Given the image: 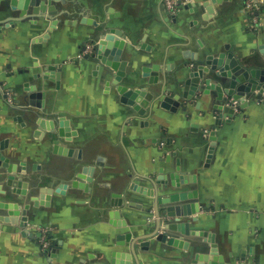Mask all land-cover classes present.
Returning <instances> with one entry per match:
<instances>
[{
	"label": "crops",
	"instance_id": "crops-1",
	"mask_svg": "<svg viewBox=\"0 0 264 264\" xmlns=\"http://www.w3.org/2000/svg\"><path fill=\"white\" fill-rule=\"evenodd\" d=\"M19 1L0 0V217L21 211L0 221V264H111L155 225L154 196L133 188L153 189L149 177L165 180L159 195L188 194L172 216L159 205L160 230L171 224L188 244L137 240L140 264H191L214 248L223 264H264V90L232 115L204 82L174 109L160 98L143 114L119 91L181 94L220 53L264 70V0H253L256 22L248 0H182L175 16L162 0H53L51 17L49 5L23 12ZM152 65L154 83L143 75ZM205 77L228 85L215 71ZM8 174L28 183L26 194Z\"/></svg>",
	"mask_w": 264,
	"mask_h": 264
},
{
	"label": "water",
	"instance_id": "water-1",
	"mask_svg": "<svg viewBox=\"0 0 264 264\" xmlns=\"http://www.w3.org/2000/svg\"><path fill=\"white\" fill-rule=\"evenodd\" d=\"M52 1L53 0H20L19 5L23 8V12H25V9L31 5H35V11L45 12V8L49 5V15L48 17H51V15L54 14V9L52 7ZM108 39H111L112 37L107 36ZM104 42V41H101ZM100 43L96 45L97 53H99ZM101 57V56H100ZM117 58V56L115 57ZM103 61H105V58H103ZM112 61H108L107 63H111ZM159 67L158 65H152V66H145L143 68V75L150 77V83L156 82L157 78V71ZM215 71L216 74L222 78H225V81L228 83L226 87H223L218 81L212 80L211 78L205 77L204 73L208 71ZM124 75V71L121 68L118 71V76L116 80H120V76ZM240 75H243L244 79L242 80L240 78ZM264 81V70H251L246 71L236 60L235 57H233L230 53H220L218 57L209 56L207 60L205 61V64H201L198 66L197 70L191 71L189 77L185 80L183 84V92L176 93L173 96L171 95H165L164 90L154 95L152 91H150L147 87H127L125 85L119 86V91L121 94V100L124 103H128L134 107V109L139 113L143 114L148 107H150L151 102L156 101L157 99L162 98V106L169 107L174 109L176 105H180V97L184 98H191V93L194 91H197L198 86L201 82H204L206 85V92L209 91V89L213 88L216 89L218 92V99L227 101L226 105H223L224 110L227 112V114L232 115L235 111V108L233 104L239 103L243 100V97L246 93L252 92L256 89L264 90L262 85H260V82ZM228 99H230L228 101ZM222 108V105L221 107ZM41 119L38 120V125L41 127H51L50 124H46L45 119L42 117H39ZM50 125V126H49ZM52 128V127H51ZM59 152L66 153V149H60ZM6 165V163H5ZM12 167L9 166V171L11 172ZM83 176L82 173H78V177ZM153 184V189H144V187L133 185V188L136 190L154 196V207H155V225L153 229L148 232L142 234L140 238H136L134 241V244L130 247V252L128 253H121L120 251H115L112 253V257L110 260L111 264H133V259L136 264H140V260L137 255L135 242L137 240H147L148 237L156 236L158 240L167 242L169 245L178 246L180 248L186 247L188 242L184 239H182L179 236L171 235L168 232L169 227L171 224L164 226L163 230L161 229L162 219H161V212L163 214L167 215H174L173 207L175 202H179L181 200H184L188 197L187 193L184 192H175V193H169L165 196L159 195L158 189L159 185L161 183H165V180L162 181L159 178V181H156V179L149 177ZM6 183L13 187V191L19 194H26L27 192V185L28 183L26 181H23L22 179L16 177L13 174H8L6 177ZM173 185H175L174 181H172ZM74 186L79 184L78 181H73L72 183ZM82 185V183H80ZM191 197V196H189ZM164 205L165 208H163L160 212L159 205ZM4 206V205H2ZM12 207V205H11ZM27 207V206H26ZM13 208V207H12ZM16 209V208H15ZM21 211L18 210H9V215L11 217H7L4 215H1L0 221L3 219L5 221H12L14 222L15 218L13 213L18 215ZM22 213L26 215L27 210H22ZM117 213H111V215H114ZM11 218V219H10ZM171 228V227H170ZM149 243L148 241H143L141 243V246H147ZM56 255V249L52 248L51 256ZM191 264H223L220 263V257L216 256V250L215 248L213 251H208L206 253H199L194 256V258L191 260Z\"/></svg>",
	"mask_w": 264,
	"mask_h": 264
},
{
	"label": "built area",
	"instance_id": "built-area-1",
	"mask_svg": "<svg viewBox=\"0 0 264 264\" xmlns=\"http://www.w3.org/2000/svg\"><path fill=\"white\" fill-rule=\"evenodd\" d=\"M166 10L173 16H175L183 7L184 3L182 0H162ZM247 7L250 10V13L252 14V18L254 22L258 19V12L260 9L259 3H256V1L248 0L247 1ZM43 250L48 251L50 246V242L47 241L46 236L41 241Z\"/></svg>",
	"mask_w": 264,
	"mask_h": 264
}]
</instances>
